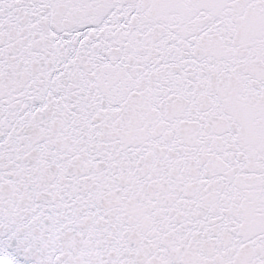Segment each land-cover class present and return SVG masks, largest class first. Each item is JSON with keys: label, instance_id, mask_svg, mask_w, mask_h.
Masks as SVG:
<instances>
[{"label": "snow or ice", "instance_id": "obj_1", "mask_svg": "<svg viewBox=\"0 0 264 264\" xmlns=\"http://www.w3.org/2000/svg\"><path fill=\"white\" fill-rule=\"evenodd\" d=\"M0 264H264V0H0Z\"/></svg>", "mask_w": 264, "mask_h": 264}]
</instances>
